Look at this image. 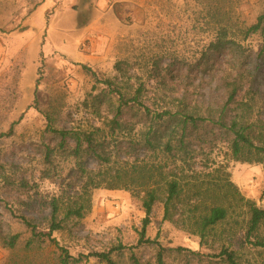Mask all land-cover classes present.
<instances>
[{"label": "rangeland", "instance_id": "374dc122", "mask_svg": "<svg viewBox=\"0 0 264 264\" xmlns=\"http://www.w3.org/2000/svg\"><path fill=\"white\" fill-rule=\"evenodd\" d=\"M261 6L243 5L239 18L253 21ZM202 8L198 0H0V216L5 234L20 235L14 250L0 239V264H61L59 248L82 260L70 264H106L90 255L120 245L123 249L112 254L117 264H224L211 257L219 253L217 247H201L198 236L165 221L162 203L154 205L146 230L153 243L139 245L146 213L141 199L125 190L93 191L89 214L54 234L60 247L36 241L28 248L32 234L18 219L25 216L47 233L54 197L75 196L82 185L78 163L61 150V138L48 129V116L58 130H108L113 114L106 106L100 113L93 107V96L103 87L94 89L83 66L119 85L145 83L148 104L177 102L182 94L177 90L199 104L224 101L221 78L232 63L245 59L229 51L202 59L208 51ZM250 46L253 53L247 51L246 60L264 102V40L257 37ZM119 62L132 65L124 79L116 70ZM154 62L162 71L158 79L151 73ZM143 65L149 67L141 70ZM180 67L179 78L168 74ZM209 132L193 142L196 170L211 166L208 160L222 163L243 196L264 209V166L230 161L227 144L206 136ZM65 145L68 151L75 146L72 140ZM111 146L116 154L117 141ZM137 154L126 159L133 161ZM83 163L100 167L87 158ZM232 246L244 261L264 264V257L241 248L239 241Z\"/></svg>", "mask_w": 264, "mask_h": 264}, {"label": "trees", "instance_id": "16d2710c", "mask_svg": "<svg viewBox=\"0 0 264 264\" xmlns=\"http://www.w3.org/2000/svg\"><path fill=\"white\" fill-rule=\"evenodd\" d=\"M198 1L204 10L208 40V51L202 59L221 51L245 59L237 66L231 62L233 68L222 76L224 101L199 104L189 101L186 92L177 90V94L182 93L177 102L148 104L145 99L149 91L145 83L137 88L129 83L119 85L83 66L95 81L94 89L103 87L99 95L93 96V107L100 113L106 106L113 117L106 122L107 131L96 128L93 132H78L54 128V122L48 116V129L61 138V150L70 152L78 163L82 185L75 196L54 197L47 233L40 231L31 219L19 216L32 234L28 248L36 241L60 247L54 234L64 232L71 223L84 219L92 208L93 191L106 189L129 191L141 199L146 217L139 245L153 243L146 239V230L154 205L162 203L165 221L198 236L201 247L211 250L217 247L219 253L211 257L224 264H253L244 261L240 252L233 248L234 241H239L241 248L246 247L264 257V209L243 196L222 163L208 160L211 166H205L203 171L196 170L197 156H193L195 150L192 147L193 142L202 137V131H210L205 135L219 136L227 144L230 161L264 166V102L260 100L259 89L254 86L255 70L246 60V52H250L249 56L253 53L252 41L257 37L264 40V0ZM252 1L262 5L260 11L253 21L241 20L240 9ZM263 55L264 47L260 53L261 57ZM129 67H132L129 63H117L116 70L121 79L126 77ZM146 67L149 65L140 68L145 70ZM151 69L153 79L162 76L159 62H154ZM181 69L170 68L168 74L179 78ZM69 140L75 144L70 151L65 145ZM113 141L118 145L116 154L111 152ZM140 150L144 156H139ZM211 151H214L213 147ZM135 152L137 158L126 159ZM85 158L97 161L100 167H86ZM0 239L10 250L16 249L20 241L19 234H5L1 216ZM59 249L61 264L82 261L72 260L68 250ZM122 249L120 245L108 253L95 252L90 257L106 264H117L112 254ZM135 264L139 262L135 260Z\"/></svg>", "mask_w": 264, "mask_h": 264}]
</instances>
